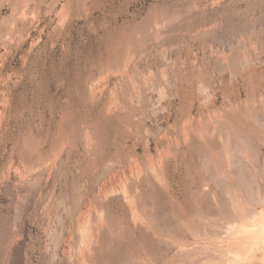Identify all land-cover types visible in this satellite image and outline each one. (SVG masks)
<instances>
[{
    "label": "rangeland",
    "instance_id": "obj_1",
    "mask_svg": "<svg viewBox=\"0 0 264 264\" xmlns=\"http://www.w3.org/2000/svg\"><path fill=\"white\" fill-rule=\"evenodd\" d=\"M131 89L136 97L129 98ZM263 128L264 0H0V264H70L57 243L66 233L79 239L84 203L104 229L96 264H264L261 241L251 258L249 240H233L248 230L245 219L230 221L224 234L208 225L224 194L211 182L210 201L199 186L201 157L221 154L230 139L244 149L249 184V198L240 193L236 204L245 209L264 195ZM98 147L103 161L95 162ZM145 166L159 171L165 186L159 177L146 183ZM122 181L129 196L141 192L148 200L154 191L148 208L157 206L150 210L160 217L137 208L141 225L132 224ZM253 204L263 211L264 229V205ZM175 210L207 234L176 229ZM140 217L149 233L159 226L153 237Z\"/></svg>",
    "mask_w": 264,
    "mask_h": 264
},
{
    "label": "bare ground",
    "instance_id": "obj_2",
    "mask_svg": "<svg viewBox=\"0 0 264 264\" xmlns=\"http://www.w3.org/2000/svg\"><path fill=\"white\" fill-rule=\"evenodd\" d=\"M160 30V29H159ZM175 32V31H174ZM194 33V32H193ZM164 35V34H163ZM196 36V35H195ZM206 36V35H205ZM251 37V36H250ZM163 38V37H162ZM244 40V39H243ZM154 41V40H153ZM164 41V40H163ZM242 43V42H241ZM200 45V44H199ZM177 47V46H176ZM254 49V48H253ZM211 53V52H210ZM224 53V52H223ZM213 54V53H212ZM241 54V53H240ZM239 56V55H238ZM246 57V56H245ZM140 58V57H139ZM240 58V57H239ZM166 62V61H165ZM180 62V61H179ZM173 65V64H172ZM182 66V65H181ZM208 67V66H207ZM239 67V66H238ZM136 68H137V66H136ZM170 69V68H169ZM171 74V73H170ZM134 75V74H133ZM125 81V80H124ZM168 81V80H167ZM231 81V80H230ZM133 84V83H132ZM137 84V83H136ZM171 85V84H170ZM131 86V85H130ZM134 86V85H133ZM113 87V86H112ZM179 87V86H178ZM121 89V88H120ZM129 89V88H128ZM127 92V91H126ZM142 93V92H141ZM141 93H138L137 92V95L139 96ZM157 93V92H156ZM127 94H128V96H129V98L130 97H136V91L134 90V89H131V90H128V92H127ZM113 95V94H112ZM120 95H121V93H120ZM223 95V94H222ZM200 96V95H199ZM207 96V95H206ZM116 97V96H115ZM142 97V96H141ZM143 98V97H142ZM159 99V98H158ZM159 101V100H158ZM118 102V101H117ZM160 102V101H159ZM261 102V101H260ZM187 104V103H186ZM204 105V104H203ZM262 106V105H261ZM109 107V106H108ZM235 107V106H234ZM120 108V107H119ZM230 108V107H229ZM103 109V108H102ZM151 110V109H150ZM134 111V110H133ZM214 111V110H213ZM131 112V111H130ZM230 112V111H229ZM251 112H252V109H251ZM156 113V112H155ZM218 114V113H217ZM252 115V114H251ZM113 118V117H112ZM217 118V117H216ZM215 118V119H216ZM221 118V117H220ZM233 119V118H232ZM251 119V118H250ZM253 119V118H252ZM260 119V118H259ZM100 120V119H99ZM222 120V119H221ZM190 121V120H189ZM254 121H256L255 120V118H254ZM232 122V121H231ZM233 122H234V120H233ZM257 122V121H256ZM255 122V123H256ZM259 123V122H258ZM258 123H256L257 125H258ZM263 123V122H262ZM238 124V123H237ZM215 126H220V128H221V125L220 124H218V123H216L215 122V124H214ZM213 125V126H214ZM222 125H224V124H222ZM232 125V124H231ZM101 126V125H100ZM188 126V125H187ZM212 126V125H211ZM226 126V125H225ZM233 126V125H232ZM98 127V126H97ZM213 128V127H212ZM219 128V130L221 131H223V130H225V129H223V128H221L220 129ZM229 128H230V126H229ZM232 128V127H231ZM235 128V127H234ZM113 129V128H112ZM144 129V128H143ZM203 129V128H202ZM215 129V128H214ZM264 129V128H263ZM99 130V129H98ZM219 130L217 131V129H216V131H212V134H214V136L216 135L215 133L216 132H219ZM202 131V130H201ZM205 131V130H204ZM230 131V130H229ZM229 131L227 130V133H229ZM233 131V130H232ZM244 131V130H243ZM99 132H100V130H99ZM225 132V131H224ZM234 132H235V130H234ZM205 133V132H204ZM226 133V132H225ZM226 133V134H227ZM232 134H233V132H231ZM240 133V132H239ZM239 133H237V134H235L234 133V135L235 136H238L237 137V139H238V141H240V143H245L244 142V138L242 139L241 137V135L239 134ZM206 134V133H205ZM212 134H210L211 136H213ZM219 134H220V132L218 133V135H217V138H219ZM232 134H229V137H230V135H231V137H233L232 136ZM221 135V134H220ZM222 135H223V133H222ZM244 135V134H243ZM202 136H204V135H202ZM213 136V137H214ZM227 136V135H226ZM78 137V136H77ZM89 137V136H88ZM229 137H226L227 139L229 138ZM202 138V137H201ZM205 138V137H204ZM206 138H209L207 135H206ZM216 138V139H217ZM89 139H90V137H89ZM88 139V141H91V139L89 140ZM93 139V138H92ZM104 139V138H103ZM107 139V138H106ZM188 139V138H187ZM211 139V138H210ZM223 139V138H222ZM226 139V140H227ZM234 139V138H233ZM246 139V138H245ZM61 140V139H60ZM98 140V139H97ZM208 140V139H207ZM219 140V139H218ZM19 141V140H18ZM29 141V140H28ZM229 141H230V139L228 140V143H229ZM255 141H257V140H255ZM93 142V140L91 141V143ZM105 142V141H104ZM118 142V141H117ZM207 142V141H206ZM234 142V141H233ZM248 142V141H247ZM90 143V142H89ZM208 143V142H207ZM224 143H227V142H223L222 144H223V148H222V150H220L219 149V152L220 151H222L221 152V154L219 153V152H217V153H219V154H214V155H212V152L210 153V152H206V153H204L205 154V156H203V157H201L203 160H202V162L203 163H201L200 165L203 167V169H204V171H203V178L201 179V184L199 185L200 186V188L203 190V193H205L206 194V197H208V198H210V201L211 200H215V198L213 197V195H212V192L210 191V193H209V191H208V186L211 184V182H213L212 184L213 185H215L214 186V189L213 190H215V187H218V188H220V190H219V193L221 192V190H222V192H223V196L222 195H220V196H222L220 199H219V201H218V199L216 198V200L218 201L217 202V204L215 205V211H216V213H217V215H216V213H214L215 214V216L216 217H218V219L216 218V217H214V219H212V220H210V222L211 223H208V225L209 226H211V228H213L214 230H216V232H218V234L219 233H223V230L225 229V227L227 226V224H229V222L230 221H236L237 220V222L238 221H240V220H246L247 222H248V224L246 223V225H245V227L246 228H248V230H246L245 228V230L244 231H242L241 232V234H238V237H233V238H235V239H233L234 240V242H235V244H238L239 242H242V241H246V240H249V242H248V250H249V252L248 251H246L247 252V255L246 256H248V255H250V257L252 258V257H254V255H252V252H253V247L254 246H257V243H259L258 241H261V243H263V247H264V233H263V225H262V220H261V218H262V214H263V211H259V210H257L256 209V206L253 204V202L255 201V203H256V205H264V195H262L261 196V194H260V192H258V199L256 200V198L255 199H253L252 201V203H245V205H248L245 209L243 208V207H241V209L238 207V205L236 204V198L238 197V195H240V193H241V195L242 196H246V197H248L249 198V196H248V193H249V191H248V179L246 178V176H244L243 174H244V167H243V165H242V156L240 155L241 154V152H243L244 151V149H243V151L242 150H239L240 149V147L239 148H237L238 146H237V144H235V143H233V145H235V146H230V144H224ZM62 144V143H61ZM94 144V143H93ZM96 144H97V142H96ZM246 144V143H245ZM248 145H249V143H247ZM253 144V143H252ZM251 144V145H252ZM167 145V144H166ZM242 145V144H241ZM247 145V148L248 147H251V146H248ZM103 146V145H102ZM102 146H100V147H102ZM243 146V145H242ZM244 146H246V145H244ZM253 146H255V145H253ZM57 147V146H56ZM61 147V146H60ZM91 147V146H90ZM95 147V146H94ZM100 147H98V148H96V150H95V154H94V156H95V158L94 159H96L95 160V162H97V160H98V158L100 157L99 155H100V153H99V151H97V150H99V148ZM105 147V146H104ZM203 147V146H202ZM203 148H205V147H203ZM211 148V147H210ZM242 148V147H241ZM245 148V147H244ZM247 148H245V151L247 152ZM254 148V147H253ZM107 149V148H106ZM215 149V148H214ZM213 149V150H214ZM62 150V149H61ZM100 150H103V148L102 149H100ZM256 150V149H255ZM211 151V150H210ZM215 151H217V149L215 150ZM253 151V150H252ZM175 152V151H174ZM254 152H256V151H254ZM151 153V152H150ZM198 153V152H197ZM107 153H105V155H106ZM109 154V153H108ZM246 154V153H245ZM104 154L102 153V156H103ZM125 155V154H124ZM198 155V154H197ZM167 156H169V154L167 155ZM182 156V155H181ZM106 157H109V155L108 156H106ZM166 157V156H165ZM21 158V157H20ZM103 159L105 158V156H103L102 157ZM201 158H200V160H201ZM259 158V157H258ZM101 159V158H100ZM98 160V161H101V160ZM107 159H111V157L110 158H106V160ZM189 159V158H188ZM150 160V159H149ZM36 161V160H35ZM103 161V160H102ZM146 161V160H145ZM107 163L109 162V161H106ZM105 162V163H106ZM152 164H153V162L152 161H150ZM89 163V162H88ZM100 163V162H99ZM111 163V162H110ZM94 165H95V163H93ZM150 163H148L147 165H149ZM156 164V163H155ZM203 164V165H202ZM46 165V164H45ZM108 166L110 165V164H107ZM112 165V164H111ZM101 166V165H100ZM103 166H105V165H103ZM151 166H153V165H151ZM148 167V170L150 169V171L148 172V174H146L145 172H147V170H145V174H143V175H145L146 177V181H148V182H146L145 181V179H141V180H139L141 177L139 176V175H137L136 176V174L133 176V177H135L136 179L137 178H139L138 180L139 181H141L142 182V180H144L143 182H146V183H148L149 185L151 184V183H153V178H155L156 179V177L158 178L157 180L159 181V179L162 181L163 179L160 177V174L158 173V175H157V172H159V171H154V170H156L155 168H154V170H151V168L152 167ZM156 167H157V165H155ZM99 167V166H98ZM110 167V166H109ZM146 167V166H145ZM147 167H146V169H147ZM160 166H158L157 168H159ZM32 168V167H31ZM93 168H95V167H93ZM96 168H97V164H96ZM104 168V167H103ZM106 168V167H105ZM115 168V167H114ZM50 169V168H49ZM111 169V168H110ZM130 169V168H129ZM134 169V168H133ZM139 169V168H138ZM247 169V168H246ZM102 170V169H101ZM104 170V169H103ZM107 170V169H106ZM115 170H116V168H115ZM120 170V169H119ZM135 170V169H134ZM161 170V169H160ZM264 170V169H263ZM47 170H45L44 171V173L46 172ZM114 171V170H113ZM118 170H116V171H114L115 172V174H116V172H117ZM19 172V171H18ZM105 172V171H104ZM111 172V171H110ZM130 172V171H129ZM128 172V173H129ZM135 172V171H134ZM143 172V171H142ZM109 173V172H108ZM119 173V172H118ZM122 173V172H121ZM123 173H125L124 171H123ZM97 174V173H96ZM106 174V173H105ZM141 174V173H140ZM107 175V174H106ZM110 175V174H109ZM108 175V176H109ZM118 175V174H117ZM120 175V174H119ZM142 175V176H143ZM162 175H163V172H162ZM264 175V174H263ZM56 176V175H55ZM95 176V175H94ZM102 176V175H101ZM111 176V175H110ZM113 177H114V175H112ZM111 176V177H112ZM124 176V175H123ZM164 176V175H163ZM110 177V178H111ZM132 177V176H131ZM132 177V178H133ZM22 178V177H21ZM101 178V177H100ZM124 178H126V177H123V179ZM128 178V177H127ZM152 178V179H151ZM263 178H264V176H263ZM106 179H108V178H106ZM196 179V178H195ZM100 180V179H99ZM137 180V181H138ZM157 180L155 181V182H157ZM251 180V179H250ZM253 180V179H252ZM34 181V180H33ZM102 181L103 182H99V183H101V185H102V189L104 188V190L106 189V187H108L109 186V184H107L108 183V181L106 182V180H105V177H103L102 178ZM118 181H120V180H118L117 179V181H114V182H118ZM126 181V180H125ZM130 181V180H129ZM196 181V180H195ZM124 181H122L121 182V185L123 186V183ZM127 182H128V180H127ZM132 182V181H131ZM126 183V182H125ZM124 183V184H125ZM130 183V182H129ZM133 183V182H132ZM146 183H144V184H146ZM157 183H159V182H157ZM162 183H163V181H162ZM199 183V182H198ZM198 183H196V184H198ZM120 184V183H119ZM138 184V183H137ZM141 184V183H140ZM164 184V183H163ZM166 184V183H165ZM165 184H164V186H165ZM47 185V184H46ZM108 185V186H107ZM113 185V184H112ZM112 185H111V183H110V187H112ZM120 185V186H121ZM128 185V184H127ZM130 185V184H129ZM142 185V184H141ZM148 185V187L150 188V186L151 185H153V184H151L150 186ZM157 185V184H156ZM159 185V184H158ZM120 186H118V187H120ZM137 186H139V185H137ZM196 186V185H195ZM48 187V186H47ZM124 188H121L120 189V191L119 190H117V191H119V192H121V194L123 193V197L122 198H124L125 197V199H123V201L125 200L127 203V205L129 206L128 207V210L130 211V214H131V216L133 215V216H136L135 214H134V212L136 211V209L137 208H143V210H140V209H138L139 211H144V209H146V211L148 212L147 213V215H146V217H148V214H149V211L147 210V208L151 205V203L149 204L148 203V200L152 197V196H150L149 197V195L151 194V195H153L152 193L154 192L153 191V186L151 187V189H149L150 191L152 190L153 192L152 193H149L150 191H147V193H149V195L148 194H146V196H148V200H146L145 198H143L142 196H141V192H139L140 193V195H139V193L137 194L136 192L135 193H132V191H131V193L132 194H134V196H129V195H127L128 193H127V190L129 191V189H125V188H127L128 186H126V184H125V186H123ZM135 188H136V185L134 186ZM133 187V188H134ZM162 187V186H161ZM197 187H198V185H197ZM100 188H101V186H100ZM100 188H99V190H100ZM129 188V187H128ZM135 188H134V190H135ZM137 188H140V187H137ZM136 188V189H137ZM156 188V190H158L157 189V187H155ZM168 188V187H167ZM46 189V188H45ZM78 189V188H77ZM109 189V188H108ZM112 189V188H111ZM132 189V188H131ZM161 189V188H160ZM199 189V188H198ZM217 189V188H216ZM104 190H101V191H104ZM107 191V190H106ZM112 191V190H111ZM114 191V190H113ZM116 191V190H115ZM137 191V190H136ZM196 191H198V190H196ZM46 192H48V189L46 190ZM157 192V191H156ZM159 192V191H158ZM168 192V191H167ZM39 193V192H38ZM110 193V192H109ZM130 193V192H129ZM196 193H198V192H196ZM215 192H213V194H214ZM71 194V193H70ZM114 194V193H113ZM118 194V193H117ZM135 194H137V195H135ZM202 194V193H201ZM222 194V193H221ZM244 194V195H243ZM82 195V194H81ZM107 195V194H106ZM109 195V194H108ZM107 195V196H108ZM112 195V194H111ZM212 195V196H211ZM100 196V195H99ZM101 196H103V195H101ZM104 196H105V194H104ZM197 196V195H196ZM200 196V195H199ZM204 196V195H203ZM244 196V197H245ZM251 196V195H250ZM82 197V196H81ZM86 197V196H85ZM155 197V196H154ZM243 197V198H244ZM61 198V197H60ZM98 198V197H97ZM104 198V197H103ZM105 198H107V197H105ZM121 198V199H122ZM196 198V197H195ZM253 198V197H252ZM76 199H78V198H76ZM101 199V198H100ZM119 199H120V197H119ZM158 199V198H157ZM199 199V198H198ZM86 200V199H85ZM106 200V199H105ZM116 200H117V198H116ZM151 200V199H150ZM153 200H154V198H153ZM245 200V199H244ZM96 201V200H95ZM119 201V200H118ZM178 201V200H177ZM199 201V200H198ZM239 201V200H238ZM237 201V202H238ZM87 202V201H86ZM193 202V201H192ZM235 202V203H234ZM248 202H249V200H248ZM82 203V202H81ZM84 203V202H83ZM83 203H82V205H83ZM89 203V202H88ZM195 203V204H194ZM198 202L195 200L194 202H193V204L195 205V207L197 206V205H199V203L197 204ZM101 204H102V202H101ZM124 204H125V202H124ZM149 204V205H148ZM153 204V203H152ZM154 204H157V202L156 203H154ZM201 204H202V202H201ZM204 204V203H203ZM253 204V205H252ZM87 204H85L84 203V206H81L80 207V209H79V214H80V216H82V218H80L78 221V224H77V226H78V234H79V239H77L76 241H75V235L73 236V235H71V233H66L62 238V240L60 241V242H58L57 244H58V248H59V252H60V256H61V258L62 259H65V261L67 260L70 264H91L94 260L93 259H95L97 256V254L99 253V252H101V250H102V247H101V245L99 244L100 242H99V239H100V232H99V228L100 227H102V226H97V224H95L94 223V221H92L91 220V217L89 216L90 215V213H89V210L90 209H88V206H86ZM243 205V204H242ZM244 205V206H245ZM59 206V205H58ZM108 206V205H107ZM152 206V205H151ZM171 206H172V204H171ZM182 206V205H181ZM201 207L202 206H204V205H200ZM206 206V205H205ZM208 206V205H207ZM206 206V207H207ZM239 206H241V205H239ZM45 207V206H44ZM78 207V206H77ZM90 207V206H89ZM101 207V206H100ZM99 207V208H100ZM104 207V206H103ZM260 207V206H259ZM94 209H95V207H93ZM105 208V207H104ZM109 208V207H108ZM154 207H152V208H148L149 210L150 209H153ZM157 208V206L155 207V209ZM172 207H170V212H171V210H172V213H174V209L172 208ZM212 208V207H211ZM242 208H243V210H242ZM258 208V207H257ZM54 209V208H53ZM69 209V208H68ZM75 209V208H74ZM101 209V208H100ZM110 209V208H109ZM108 209V210H109ZM155 209H153L154 211H156ZM162 209V208H161ZM160 209V210H161ZM202 209V208H201ZM261 209H262V207H261ZM58 210V209H57ZM70 210H71V208H70ZM92 210V209H91ZM138 210L136 211L137 213H138ZM195 210H197L196 208H195ZM203 210V209H202ZM103 211V210H102ZM111 211V210H110ZM159 210H157V212H158ZM177 210H175V212H176ZM47 212V211H46ZM58 212V211H57ZM61 212V211H60ZM99 212H101V210L99 211ZM108 212V211H107ZM150 212H152L151 210H150ZM157 212L156 213H154V212H152V213H150L151 215H156L157 214ZM136 213V214H137ZM144 213V212H143ZM154 213V214H153ZM166 212H164L163 214H164V216L166 215L165 214ZM171 213V214H172ZM203 213V212H202ZM42 214V213H41ZM97 214V213H96ZM144 214H146V212L144 213ZM182 214V215H181ZM178 213V211L175 213V214H173V217H175V219H176V222H175V220H173L174 222H175V226L177 227L176 229H179L180 231H182V232H186V234H189L191 237H195V233H197L198 234V236L199 237H202V236H205L207 233L206 232H203V230L202 229H199V231L200 230H202V232L200 233L199 231H197L196 229L197 228H193V226L190 224V219H189V216L187 215V214H183V212L182 213ZM198 214V213H197ZM98 215V214H97ZM143 215V214H142ZM157 215H159V213L157 214ZM175 215V216H174ZM206 214L204 213V216H205ZM213 215V214H212ZM257 215V216H256ZM131 216H130V218H131ZM140 216V215H139ZM138 216V217H139ZM98 217H103V215H102V213L100 214V216H98ZM159 217H160V215H159ZM158 217V218H159ZM163 217V216H162ZM166 217V216H165ZM206 217V216H205ZM42 218V217H41ZM51 218V217H50ZM150 218H151V216H150ZM150 218L148 219V221L150 220ZM158 218H157V220H151L152 222H155V221H158ZM186 218L188 219V221H190L189 222V224L192 226H190V227H188V225H187V220H186ZM190 218H191V216H190ZM201 218V217H200ZM203 218V217H202ZM264 218V217H263ZM56 219V218H55ZM97 219V218H96ZM102 218H100V220H101ZM129 219V218H128ZM138 219H140V221L142 220V218L140 217V218H138ZM152 219V218H151ZM174 219V218H173ZM206 219H208V218H206ZM95 220V219H94ZM99 219H97V221H98ZM132 220V221H131ZM137 220V216H136V219H135V217H133L132 219H130V221H131V223L132 224H135V221ZM161 220V219H160ZM159 220V221H160ZM203 220H205L204 218H203ZM261 220V221H260ZM97 221H95V222H97ZM143 221V220H142ZM141 221V222H142ZM202 221V220H201ZM136 222H139L138 220L136 221ZM146 222V221H145ZM145 222L143 223L142 222V225L143 224H145ZM203 223H205V221H202ZM201 222V224H203ZM208 222V221H207ZM97 223H99V221L97 222ZM105 223V222H104ZM115 223V222H114ZM47 224V223H46ZM54 224V223H53ZM117 224V223H116ZM137 224V223H136ZM139 224L141 225V223L139 222ZM154 224V223H153ZM156 224V223H155ZM154 224V225H155ZM38 225V224H37ZM104 225V224H103ZM111 225V224H110ZM115 225V224H114ZM149 224H148V222H147V224H145V226H146V229H148V233H149V226H148ZM158 225H159V223H158ZM157 224H156V226H158ZM166 225V224H165ZM168 225V224H167ZM174 225V224H173ZM239 225V224H238ZM106 226V225H105ZM134 227H135V225H133ZM138 226V225H137ZM151 226H153V225H151ZM74 227V226H73ZM120 227H121V224H120ZM143 227H144V225H143ZM148 227V228H147ZM159 227V226H158ZM157 227V228H158ZM207 227V226H206ZM240 227V226H239ZM244 227V226H243ZM52 228V227H51ZM111 228V227H110ZM121 228H123V227H121ZM155 228V227H154ZM156 228V229H157ZM171 228H174L173 226L171 227ZM94 230L95 231V236L93 235L94 233L91 231V230ZM101 230L103 229V228H100ZM139 229V228H138ZM145 229V228H144ZM155 229V230H156ZM230 229H231V227H230ZM53 230V229H52ZM88 230V231H87ZM92 232H90V231ZM104 230V229H103ZM123 230V229H122ZM155 230H154V232H155ZM211 230V229H210ZM228 230H229V228H228ZM76 231V229L75 230H73V232H75ZM140 231V230H139ZM158 231H159V228H158ZM175 231V230H174ZM62 232V231H61ZM86 232H87V234H89V232L91 233V235H93V238L90 236V234L87 236V237H85V238H83L84 236H83V234L85 235L86 234ZM106 232V231H105ZM154 232H150L151 234L153 233L154 234ZM55 233V232H54ZM75 233H77V232H75ZM81 233V234H80ZM110 233V235H111V232H109ZM122 233H123V231H122ZM147 233V232H146ZM149 233V234H150ZM156 233V232H155ZM86 234V235H87ZM108 234V233H107ZM152 234V236L151 237H153L154 235ZM197 234H196V236H197ZM224 234V233H223ZM230 234V233H229ZM228 234V235H229ZM54 235V234H53ZM59 235V234H58ZM80 235H82V236H80ZM126 235V234H125ZM170 235V234H169ZM48 236V235H47ZM89 236H90V238H89ZM106 236V235H105ZM104 236V237H105ZM157 236V235H156ZM216 236V235H215ZM57 237V236H56ZM78 237V236H77ZM121 237V236H120ZM120 237H118V238H120ZM129 237V236H128ZM159 237V236H158ZM223 237V236H222ZM227 237V236H226ZM106 238V237H105ZM111 238H112V235H111ZM159 238H161V236L159 237ZM225 238V237H224ZM101 239H102V237H101ZM122 239V238H121ZM127 239V238H126ZM153 239V238H152ZM155 239V238H154ZM156 239H157V237H156ZM155 239V240H156ZM162 239H163V237H162ZM198 239V240H197ZM196 240L194 239V241H195V243L197 244H199L200 246L199 247H201V246H203V245H207V243H204L205 242V239H202V238H197ZM130 240V239H129ZM163 241V240H162ZM165 241V240H164ZM202 241V242H201ZM244 241V242H245ZM107 242V241H106ZM166 242V241H165ZM171 242V241H170ZM169 242V243H170ZM224 242V241H223ZM103 243V242H102ZM105 243V242H104ZM118 243V242H117ZM225 243V242H224ZM232 243V242H231ZM243 243V242H242ZM125 244V243H124ZM134 244V243H133ZM170 244H172V243H170ZM194 244V243H193ZM254 244H256V245H254ZM115 245V244H114ZM121 245V244H120ZM127 245V244H126ZM141 245V244H140ZM108 246H110V245H108ZM116 246H117V244H116ZM241 246V245H240ZM247 246H246V248H247ZM126 247V246H125ZM124 247V248H125ZM113 248H115V247H113ZM123 248V247H122ZM140 248V247H139ZM142 248V247H141ZM203 248V247H202ZM227 248V247H226ZM231 248V247H230ZM238 249H240V248H238ZM109 250V249H108ZM111 250V249H110ZM127 250V249H126ZM125 250V251H126ZM233 250V249H232ZM241 250H242V248H241ZM234 251V250H233ZM237 251H239V250H237ZM237 251H235V252H237ZM243 251H244V248H243ZM127 252V251H126ZM136 252V251H135ZM141 252H143V251H141ZM145 252V251H144ZM153 252V251H152ZM228 252V251H227ZM115 253V252H114ZM134 253V252H133ZM244 253V252H243ZM129 254V253H128ZM130 254H131V250H130ZM144 254V253H143ZM146 254V253H145ZM155 254V253H154ZM235 254H237V253H235ZM26 255V254H25ZM149 255H151V254H149ZM125 256V255H124ZM126 256H129V255H126ZM178 256V255H177ZM245 256V257H246ZM119 257V256H118ZM120 257H121V255H120ZM123 257V256H122ZM141 257V256H140ZM113 258V257H112ZM132 258V257H131ZM130 258V259H131ZM97 259V258H96ZM121 259V258H120ZM132 259H134V258H132ZM110 260V259H109ZM108 260V261H109ZM117 260V259H116ZM125 260V259H124ZM135 260H137V259H135ZM134 260V261H135ZM100 261H102V260H100ZM114 261V260H113ZM119 261V260H118ZM123 260H120V263L122 262ZM129 261V260H128ZM133 261V262H134ZM139 261H140V259H139ZM154 261V260H153ZM95 262V261H94ZM103 262V261H102ZM112 262V261H111ZM123 262H125V261H123ZM137 262V261H136ZM96 263H98V262H95V264ZM116 263V262H115ZM119 263V264H120ZM93 264V263H92ZM100 264V263H99Z\"/></svg>",
    "mask_w": 264,
    "mask_h": 264
}]
</instances>
